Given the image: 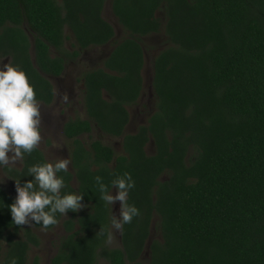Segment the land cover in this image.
<instances>
[{"label":"trees","instance_id":"1","mask_svg":"<svg viewBox=\"0 0 264 264\" xmlns=\"http://www.w3.org/2000/svg\"><path fill=\"white\" fill-rule=\"evenodd\" d=\"M106 3L0 0V60L10 58L38 102L52 104L55 89L46 76H62L67 59L115 39L104 18ZM162 9L171 46L154 61L156 112L126 134L128 107L144 88L142 38L161 31ZM112 11L128 37L114 45L104 67L85 75L91 120L65 127L74 144V173L59 174L63 191L83 192L86 209L57 214L58 223L46 229L69 217L52 264H145L147 246V264H264V0H112ZM67 29L76 42L72 53L65 48ZM92 121L123 138V155L99 140L87 146L80 139L91 133ZM43 162L37 147L25 154L21 169L4 171L23 183L33 179L28 166ZM124 172L135 181L127 201L140 214L123 225L121 247L112 248V208L99 199L94 178L110 185ZM13 199L0 184V264L10 257L28 264L41 241L33 229L11 222ZM155 216L161 239L149 244Z\"/></svg>","mask_w":264,"mask_h":264},{"label":"rangeland","instance_id":"2","mask_svg":"<svg viewBox=\"0 0 264 264\" xmlns=\"http://www.w3.org/2000/svg\"><path fill=\"white\" fill-rule=\"evenodd\" d=\"M61 2V0H58ZM157 16L160 18L163 26L159 33L151 34L142 38V44L145 50V68L143 70L144 88L143 93L139 101L128 107L130 113V122L126 129V134H134L141 126L147 125L151 116L156 112L157 101L153 90V66L156 57L164 50L171 46L166 33V11L162 9L158 12ZM104 18L113 26L115 30V39L108 45L103 47H91L86 50H82L80 55L75 59H67L66 69L62 76L52 77L48 76L55 89V99L51 105L40 104L41 108V134L42 140L38 148L44 153L48 162H54L60 158H69L70 164L68 170L74 173L72 165V151L73 140H70L65 135L66 125L73 120H91L89 118L86 105H85V75L91 71L104 67L105 60L109 57L110 53L114 49V45L117 42H121L128 37L127 31L120 24L117 17L112 11V0H107ZM67 35L71 38L66 42V50L74 52V44H76L72 33L67 29ZM31 39H33L31 35ZM53 55H60L53 49ZM34 55V50H32ZM11 61L10 58H2L0 62L7 63ZM80 139L87 145H91L92 142L99 140L105 145L112 147L116 155H123V138H115L103 133L98 126L92 121V131L90 134H85ZM156 151L153 141L148 144L147 152L152 155ZM23 163L17 164L14 168L21 169ZM4 179V183L1 186L9 193L13 198L16 195L15 183L8 177L4 171V167H0V180ZM74 187H78L77 181L74 182ZM113 194L116 190L112 191ZM112 208V215L117 218L120 215L121 204L116 201ZM83 209H86L84 206ZM65 216L64 219H68ZM61 221L55 228L51 230L37 229L32 225H24L23 228H31L40 238V246L34 247L29 253L28 264H52V260L59 252L61 241L67 237L68 233L64 227V221ZM159 219L155 216L152 226L151 239L149 244L153 240L161 239V234L158 230ZM112 241L109 246L112 248L121 247V230H115L112 228ZM150 252L147 246L145 253L142 257L143 263L149 262ZM2 257L0 258V263ZM104 263L103 260L100 261Z\"/></svg>","mask_w":264,"mask_h":264},{"label":"clouds","instance_id":"3","mask_svg":"<svg viewBox=\"0 0 264 264\" xmlns=\"http://www.w3.org/2000/svg\"><path fill=\"white\" fill-rule=\"evenodd\" d=\"M41 108L36 98L34 86L26 73L10 60L0 62V167L12 170L23 163L25 154H31L42 140ZM69 158H60L54 162L36 163L28 166L26 175L33 177L21 183L15 180L16 195L7 205L12 223L18 226L33 224L47 229L58 223L57 214L67 215L69 211L79 212L84 205L83 192L63 191L66 188L64 176L68 172ZM99 199L106 205L116 201L121 204L120 215L114 214L111 226L122 230L140 214V210L127 201L129 191L135 187L131 173L124 172L105 184L101 176L95 178ZM4 179L0 180V184ZM116 193H112V189ZM113 233L107 232V241H112ZM8 264H17L15 257H10Z\"/></svg>","mask_w":264,"mask_h":264},{"label":"flooded vegetation","instance_id":"4","mask_svg":"<svg viewBox=\"0 0 264 264\" xmlns=\"http://www.w3.org/2000/svg\"><path fill=\"white\" fill-rule=\"evenodd\" d=\"M65 72V71H64ZM64 74V73H63ZM47 78H48V76H46ZM50 77V76H49ZM51 81V80H50ZM54 102V101H53ZM39 103H41V104H44V105H48V104H45V103H43V102H39ZM49 105H51V104H49ZM66 135V134H65ZM71 140V139H70Z\"/></svg>","mask_w":264,"mask_h":264}]
</instances>
